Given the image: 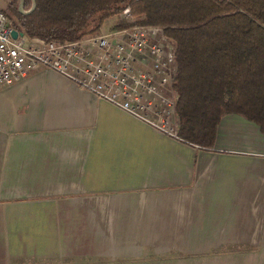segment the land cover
I'll return each instance as SVG.
<instances>
[{
    "label": "crops",
    "instance_id": "1",
    "mask_svg": "<svg viewBox=\"0 0 264 264\" xmlns=\"http://www.w3.org/2000/svg\"><path fill=\"white\" fill-rule=\"evenodd\" d=\"M147 253L183 256L128 264H264L259 127L224 115L205 150L44 67L0 88V264Z\"/></svg>",
    "mask_w": 264,
    "mask_h": 264
},
{
    "label": "trees",
    "instance_id": "2",
    "mask_svg": "<svg viewBox=\"0 0 264 264\" xmlns=\"http://www.w3.org/2000/svg\"><path fill=\"white\" fill-rule=\"evenodd\" d=\"M28 15L6 0L11 27L45 41H74L101 31L129 7L161 26L176 51L174 90L179 136L211 150L224 115L264 134V0H35ZM31 0L24 1V10ZM146 19V21H145ZM121 28L115 24L110 29Z\"/></svg>",
    "mask_w": 264,
    "mask_h": 264
},
{
    "label": "built area",
    "instance_id": "3",
    "mask_svg": "<svg viewBox=\"0 0 264 264\" xmlns=\"http://www.w3.org/2000/svg\"><path fill=\"white\" fill-rule=\"evenodd\" d=\"M4 1L0 0V88L44 67L154 131L184 141L176 113V51L163 27L136 20L139 24L127 10L129 27L74 41H45L11 27Z\"/></svg>",
    "mask_w": 264,
    "mask_h": 264
},
{
    "label": "rangeland",
    "instance_id": "4",
    "mask_svg": "<svg viewBox=\"0 0 264 264\" xmlns=\"http://www.w3.org/2000/svg\"><path fill=\"white\" fill-rule=\"evenodd\" d=\"M6 3V0L4 1ZM3 3V2H1ZM0 3V5H1ZM4 5V4H3ZM2 5V6H3ZM5 9H6V5H5ZM129 10L130 11V14L132 15L133 17V20H135V22L141 24L140 22L138 21H144L143 20V15L141 16H134L133 15V12L130 10L129 7H126L125 9H123L118 15H115L111 18H109L108 20H106L105 22H103L102 26H101V31H108L110 30V28L115 25V24H121V28H124V27H129L131 24L126 21L124 19V12ZM26 11V10H25ZM5 12V10H4ZM128 13V11H127ZM138 20V21H136ZM146 21V19H145ZM144 23V22H143ZM147 22H145L144 24H146ZM100 32V31H99ZM233 115V114H232ZM179 134V133H178ZM222 251H226V249H222ZM226 252H230V249H228ZM183 255L182 254H168V253H164V254H161V253H158L157 255H153L151 253H147V254H143L142 256H138L137 258L135 257H130L131 260H124L125 258H129V257H125L124 259H121L119 261H110V262H104V261H99V260H96V264H123V261H127V262H124L125 264H128V262H131L133 261L134 259H137L136 261H140V260H150V259H154V257H157L158 259H163V258H172V257H176V258H181Z\"/></svg>",
    "mask_w": 264,
    "mask_h": 264
},
{
    "label": "water",
    "instance_id": "5",
    "mask_svg": "<svg viewBox=\"0 0 264 264\" xmlns=\"http://www.w3.org/2000/svg\"><path fill=\"white\" fill-rule=\"evenodd\" d=\"M24 1L25 0H18V11H19V13H21L23 15H28L32 11H34V9H35V6H36L35 0H31V8L29 10H27V11L24 10ZM20 34H22V33H20ZM11 36L13 38H16L17 37V32L15 30H13L11 32Z\"/></svg>",
    "mask_w": 264,
    "mask_h": 264
}]
</instances>
